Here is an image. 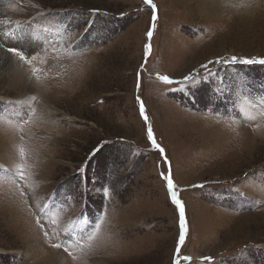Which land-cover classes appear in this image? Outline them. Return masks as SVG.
Masks as SVG:
<instances>
[{"label":"rangeland","instance_id":"374dc122","mask_svg":"<svg viewBox=\"0 0 264 264\" xmlns=\"http://www.w3.org/2000/svg\"><path fill=\"white\" fill-rule=\"evenodd\" d=\"M196 1L152 0L146 60L145 0H36L41 12L29 17L21 3L6 6L39 41L12 46L19 34L0 32V43L31 55L44 41V51L31 66L19 62L24 89L0 78L12 158L0 144V264H173L178 216L134 99L141 65L147 114L186 205L180 256L192 260L181 264L204 255L264 264V144L251 143L264 122V64H213L208 80L200 67L218 56L264 58V0L208 14ZM169 74L195 79L180 88L158 78Z\"/></svg>","mask_w":264,"mask_h":264},{"label":"snow or ice","instance_id":"6c2138e0","mask_svg":"<svg viewBox=\"0 0 264 264\" xmlns=\"http://www.w3.org/2000/svg\"><path fill=\"white\" fill-rule=\"evenodd\" d=\"M145 3L151 6L152 9V26L148 29L146 36L148 38V43L144 45V57L145 60L147 57L151 54V38L154 35L155 30V22L158 20V13L157 8L153 4L152 0H145ZM98 10H92V14H95ZM123 15V14H122ZM21 25L16 26V30L19 29ZM15 30V31H16ZM15 31L6 33L5 35L7 37L14 36ZM35 40L39 41L38 38H35ZM0 49H3L6 53H10L13 57L16 58L19 62H22L23 64L31 66L33 62L37 59V56L40 55L42 51H44L43 45L41 43V47L38 51L32 53L31 55L26 54L24 51H21L17 48L13 47H6L3 43H0ZM3 61L0 60V64H2ZM233 65V64H264V58H254L250 56L246 57H238L237 55H232L229 57L224 56H218L214 60H209L207 63L202 64L200 67L205 69L204 76L202 77L203 80H208L211 76L215 75L216 72H213L212 69L209 67L210 65ZM33 72H38L39 69L33 68ZM141 71H143V65H141L140 70L137 71L136 74V82H135V88H136V95L134 97L135 103L138 108L139 116L141 117L146 130V138L148 142L150 143L153 150L157 151L161 157V160L164 165H166V170H160V165H157L158 168V174L161 179V181L165 185V190L168 194V201L169 203L174 207V209L177 212L178 216V239L176 243V251H175V257L173 259V264H181V260L183 261H191L192 257L190 256H180L181 247L184 246L186 238L188 236L189 228H188V222H187V214H186V205L183 199L181 198V189L178 184V182L174 179V165L173 162L169 159L165 148L161 145V143L158 142L153 127L151 125V122L149 120V116L147 114V106L145 103V100L143 98L141 89H142V81H141ZM161 81L168 85L177 84L180 85V88H183L184 85L190 81H193L195 77L192 74L185 75L182 80L174 79L170 74L169 75H163L158 77ZM83 171V170H82ZM24 173L23 171L20 172V176L23 177ZM191 187H204V184H194ZM105 198L108 196L107 189L104 190ZM77 225L74 223L72 226V230ZM43 227V225H41ZM96 227L98 228L99 225L97 224ZM67 231V230H66ZM47 235V233H45ZM95 233L88 236V240H91ZM56 248H61V244H55L53 245ZM214 257L211 255H204L201 257V264H214Z\"/></svg>","mask_w":264,"mask_h":264},{"label":"bare ground","instance_id":"6f19581e","mask_svg":"<svg viewBox=\"0 0 264 264\" xmlns=\"http://www.w3.org/2000/svg\"><path fill=\"white\" fill-rule=\"evenodd\" d=\"M231 1V0H200L196 1V10L197 14H203V13H215L217 10H219L222 5H224L226 2ZM13 2H16L17 4L21 3V6L19 5V13L27 14L26 17L32 16L39 11V7L37 6L36 0H0V32L3 34L10 33L16 30L17 25H21L19 29L15 31V34H19V36H16L15 42L12 41V39H7L9 45L12 46H23L28 43H34L35 38H38L37 35L33 34H39L40 32L38 30H32L30 29L29 25L30 22L28 20H25L23 17L22 19L20 18L18 24L14 25V22H16L18 18V15L15 16L14 12H11V8H7L6 6L9 5L10 3L13 4ZM10 7V5L8 6ZM29 13V14H28ZM20 14V15H21ZM7 19V20H6ZM24 20V21H23ZM42 33L48 36H52L51 31L47 30H42ZM55 33V32H54ZM57 34V33H56ZM32 36V41L30 40V37ZM9 38V37H8ZM53 38V37H52ZM43 39H45L43 37ZM44 43V41H42ZM41 45L39 46V48ZM38 48V50H39ZM0 60L3 61L2 64H0V78H6L8 77L10 85L12 87H18L24 89L26 86L27 82V77L24 75V69L19 65V61L16 60L15 57H13L10 53H6L3 49H0ZM21 64V62H20ZM26 78V80H25ZM35 97V96H34ZM47 98L45 96L40 97V105H43V102H46ZM22 102V101H21ZM25 103V102H22ZM43 107V106H42ZM260 122V121H259ZM257 123L255 126L256 131L253 133L255 134L254 138L251 140V143L254 142L255 139H260L262 144H264V122L263 123ZM0 144H1V149H3V156L6 157V159L10 160L12 158H9V146H6L5 141L3 144V140L5 137L9 138V133L11 132V129H9V123L6 121L0 122ZM245 132L249 133L250 129H244ZM252 133V132H251ZM2 134H4L2 136ZM7 143V140H6ZM9 148V149H8ZM12 154V153H10ZM8 156V158H7ZM259 190V189H258ZM260 191V190H259ZM257 192V191H256ZM255 193V192H254ZM260 193V192H259ZM256 194V193H255ZM258 195V194H257ZM56 258V257H55ZM56 261V260H55ZM63 261V260H62Z\"/></svg>","mask_w":264,"mask_h":264}]
</instances>
